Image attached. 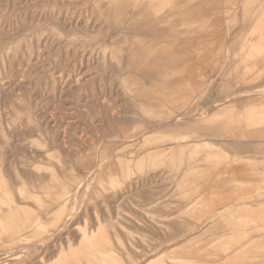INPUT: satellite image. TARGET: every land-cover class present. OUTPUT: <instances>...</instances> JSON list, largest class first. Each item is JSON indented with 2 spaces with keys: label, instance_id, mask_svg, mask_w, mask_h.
Returning <instances> with one entry per match:
<instances>
[{
  "label": "rangeland",
  "instance_id": "obj_1",
  "mask_svg": "<svg viewBox=\"0 0 264 264\" xmlns=\"http://www.w3.org/2000/svg\"><path fill=\"white\" fill-rule=\"evenodd\" d=\"M197 1L0 0V264H264V143L211 148L231 198L189 164L216 107L264 134L255 14Z\"/></svg>",
  "mask_w": 264,
  "mask_h": 264
},
{
  "label": "crops",
  "instance_id": "obj_2",
  "mask_svg": "<svg viewBox=\"0 0 264 264\" xmlns=\"http://www.w3.org/2000/svg\"><path fill=\"white\" fill-rule=\"evenodd\" d=\"M230 2V1H228ZM219 2L217 0H199L197 2H190L189 3V17L192 18L191 16H194L198 13H200L201 11L198 9L199 6H201L202 4H206V5H217ZM241 9H240V13L242 14V19H246L245 16L248 13H254V17H252V20L254 21V23H256L255 27L253 28L255 31L251 34L250 37H253V39L258 40L257 41V45L254 44H246V48L243 51V54L246 56V58L243 61V65L241 66V69H246V70H250L252 68L254 69H260L263 68L262 66H264V1L263 0H241ZM250 5H256L258 7L257 10H255L254 12L251 10H248V6ZM254 45V46H252ZM189 46H191L189 44ZM206 62H210V60H207ZM247 77H254L256 75H247L245 74ZM190 95V94H189ZM190 103V101H189ZM192 104V102H191ZM193 106V105H192ZM192 106H189V114L191 112V110L193 109ZM217 109L214 110V112L212 114H210L211 118H207L206 119V123L211 122V120L213 121L212 123L214 124V126L216 128H220L223 127L225 128L227 125H229L228 129L232 132H230L228 134L229 136V140L226 139H219V140H208L207 135L204 137L203 133L201 131H199V133L197 134V136L201 137L203 136V138L201 137L200 139H195L193 141H191L193 144H195V148H196V153L194 155H191L189 157V164L190 165H199L200 167H202L204 170L203 175L200 176L201 179V185L199 186V188H206V187H214L218 190H224L225 192H229L231 189H228V187L225 185V181L223 180V178L221 177V174L225 173L226 171L217 168L218 170L214 172H212L213 170V166H215L213 163L215 162V160H219L220 159V155L221 153L219 151L216 150H212V147H217L219 149H222L223 146H226V143H239V142H247L249 144H252V146H255L257 143H264V138L263 139H259V136H263L264 134L261 133H257V132H252V130H250L248 133H242L239 126L241 125V122L243 121V118H238V117H228L226 120L224 121H217L216 119H214V117H219L220 114L225 116L226 110L231 109L232 107L227 106V105H223L222 107H216ZM210 121V122H209ZM199 124H203V122H196L195 125H199ZM250 125V120L249 123ZM257 122H253L251 124V126L256 125ZM192 128L189 127V129ZM201 129V128H200ZM225 136V134H224ZM230 144V145H232ZM199 148V149H198ZM198 149V150H197ZM193 168V167H191ZM216 168V167H214ZM238 173V174H237ZM235 175H239L242 177H245V175L242 173V171L240 169H237L235 171V174L232 176L233 178H236ZM223 195V194H222ZM222 195H218L219 199H222L223 196ZM228 198L231 195V193H228ZM262 196L264 194H261ZM264 199V198H263ZM223 203V201H221ZM215 215L219 216L221 215L219 213V210L216 209L215 211ZM38 227V226H37ZM247 247H244L243 249H245ZM82 249V250H81ZM84 249H89L88 247L86 248H80L77 247V249H74L75 251H72L71 253H67L62 255L60 258H58V261H61L62 259H68L71 257H76L79 254L84 253ZM93 250H98V247H96V249ZM102 259V258H100ZM56 261V260H55ZM99 261V260H98ZM57 262V261H56ZM104 262V261H103ZM53 264H58L57 263H53ZM60 264V263H59ZM148 264H151V262H149Z\"/></svg>",
  "mask_w": 264,
  "mask_h": 264
}]
</instances>
